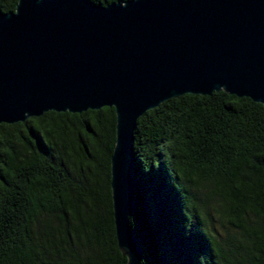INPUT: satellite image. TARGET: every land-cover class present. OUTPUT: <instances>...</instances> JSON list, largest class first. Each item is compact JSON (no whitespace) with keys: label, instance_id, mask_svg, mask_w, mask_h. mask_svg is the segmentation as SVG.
I'll return each instance as SVG.
<instances>
[{"label":"trees","instance_id":"16d2710c","mask_svg":"<svg viewBox=\"0 0 264 264\" xmlns=\"http://www.w3.org/2000/svg\"><path fill=\"white\" fill-rule=\"evenodd\" d=\"M18 0H0V11ZM109 4L124 0H91ZM141 264H264V106L169 98L134 131ZM116 111L0 123V264H127L114 224Z\"/></svg>","mask_w":264,"mask_h":264},{"label":"water","instance_id":"95a60500","mask_svg":"<svg viewBox=\"0 0 264 264\" xmlns=\"http://www.w3.org/2000/svg\"><path fill=\"white\" fill-rule=\"evenodd\" d=\"M224 91L264 106V0H18L0 11V123L114 107L111 189L127 264L134 131L169 98Z\"/></svg>","mask_w":264,"mask_h":264}]
</instances>
